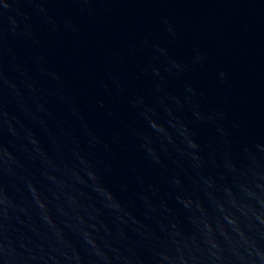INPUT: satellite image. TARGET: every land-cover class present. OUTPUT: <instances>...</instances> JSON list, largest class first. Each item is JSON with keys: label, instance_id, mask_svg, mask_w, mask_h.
<instances>
[{"label": "water", "instance_id": "water-1", "mask_svg": "<svg viewBox=\"0 0 264 264\" xmlns=\"http://www.w3.org/2000/svg\"><path fill=\"white\" fill-rule=\"evenodd\" d=\"M0 63L208 264H264V0H0Z\"/></svg>", "mask_w": 264, "mask_h": 264}]
</instances>
